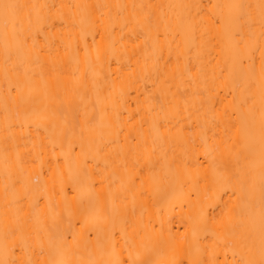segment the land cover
<instances>
[{"label": "bare ground", "instance_id": "6f19581e", "mask_svg": "<svg viewBox=\"0 0 264 264\" xmlns=\"http://www.w3.org/2000/svg\"><path fill=\"white\" fill-rule=\"evenodd\" d=\"M8 2L48 5L49 8L46 11H63L66 19L71 20L74 17L77 21L84 14V10L77 8V5L157 4L175 6L165 7L163 12L174 18L183 16L195 20L197 45L202 31L205 32L206 37L216 36L218 29L213 20L218 19L220 15L229 17L233 10L227 6L247 5L250 6L257 20L254 27L257 38L260 39L258 35L260 31L259 8L255 6L259 5L261 0H8ZM55 5L66 7L58 10L53 7ZM69 5L70 8L67 7ZM182 5L193 7H180ZM116 11L115 8L112 9L113 14ZM56 26L60 27L59 21H56ZM52 31L55 32L56 28ZM63 35L64 43L67 44L72 40L73 35L79 38L80 31L77 29ZM114 35L118 37L119 30ZM85 39L89 45L92 44L91 35H87ZM96 40L100 47L107 48V36L104 40L97 36ZM177 40L181 41V50L185 47L180 37L173 40V59L168 61L164 72L170 78L172 91L183 95L181 110L178 116L170 119L169 126L173 137L176 129L181 125L184 126L186 139H188V131L193 132L198 156L193 152L191 140L188 139L187 143H180L175 147L177 159L180 161L179 165L168 166L161 155L163 148H168V157L173 156V150L168 146L167 137L163 142L157 140L156 149L152 152V134L145 125V134L149 136L148 155L155 161V164L150 168L142 158L141 164L144 171L139 173L133 182L131 175L135 173V169H130L129 173H125L115 164L118 159L116 153L125 144L124 133H120L117 137L114 128L111 131L97 129V132H104L102 139L97 136L99 143L111 141L104 149L109 153V160L112 161L108 167H105L104 153L97 155L95 143L89 144L85 138L83 149H81L79 141L73 138V142L76 143V152L70 153L67 159L60 156L57 161L62 174L63 191L58 183L56 195L52 201V213L53 215L60 213L63 220L58 222V228L53 215H49L44 220L48 226V231L40 234L46 250L44 259L73 262L108 259L110 258L109 240L112 232L115 231L116 237L119 238L123 230L129 242L128 246L134 253H139L140 259L164 260L178 253L181 254V258L187 260L189 253L195 257L200 250H203L205 257L212 252L218 256L219 260L226 258L230 261L233 259L234 252L237 258L244 254L241 244L243 236L252 228L251 218L253 216L256 217L258 234L259 99L257 97L253 113L249 112L248 105L241 104L239 108L236 107L233 98L240 100L242 89L245 88V80L238 72L227 80L218 79L216 86L211 92H205L204 97L193 96L194 87L202 88L207 85L196 75L195 67L191 69L193 77L196 78L195 84L190 82L188 73L173 77ZM136 43V40L128 42L126 50L119 45L114 50L108 48L103 58V68L99 69V75H95L98 69L95 67L94 58L92 66H85L82 48L78 71L74 75L73 69L77 68V65L74 60L63 56L64 47L61 46L62 63L58 64L55 70L49 66L44 76L41 77L36 62L26 65L27 74L23 68L19 71L12 70L11 61L7 66L5 65V41L3 30L0 28V258L4 257L5 244L10 245L13 239L12 236L6 235L7 227L21 222L24 213L30 211L27 198L19 203L12 202L13 194L22 191L20 185L9 184L7 195L5 194V183L8 182L5 155L6 149L8 153H12L11 137L18 136L21 123L27 126L33 136L39 129L43 137L47 129L48 134L55 137L61 127L70 129L73 125L79 131L85 111L89 113L93 111L97 96L104 103L116 106L123 111L124 116H127V110L136 107L134 97L137 92H143L145 86L148 91H154L157 85L165 88L166 85L162 84L161 67L165 66L169 55L167 47L161 54L159 51H154L150 43L147 46L141 43L139 48L135 47ZM188 43H192L190 39ZM56 45H60L59 39L53 47L55 48ZM197 51L198 48L193 47L192 51L187 53L189 63L199 66L210 82L212 67L217 65L218 61L219 65L223 66L224 56L213 49V58L209 64L207 52L205 51L202 57L196 58ZM41 55L47 61V55ZM259 56L260 51L257 48L255 52L257 70L260 64ZM250 62L246 61V63ZM182 64L183 58L181 59ZM85 72L87 76L81 79L80 74ZM81 95L84 97L83 100H81ZM209 95L213 99L205 100V97ZM184 99L188 101L186 110ZM225 109L230 113L227 119L222 116ZM214 115L220 116L224 122L213 121ZM135 119L134 117L133 120ZM198 119L199 126L197 125ZM189 121L192 122L191 129L188 126ZM53 124L56 125V129H53ZM214 124L215 127H213ZM205 125L209 129L207 147L211 152V157H205V145L198 134V127ZM222 128L226 131L222 132ZM128 130L129 127L126 126V131ZM132 132L135 135L134 129ZM213 132L216 133V141L221 149H223L224 138L227 136L231 138L229 143H234L239 149L241 158L245 152L254 153L250 159L254 161L257 187L251 200L247 195H238L234 191L235 180L232 185H223L220 182L223 168L217 167L214 172L212 165L209 164V159H213L217 165L221 164L212 140ZM87 135L86 133V137ZM67 147L66 140V150ZM185 158L190 161L187 167L183 164ZM53 163L49 159V162L45 164V178L51 171L49 165ZM224 163L235 171V156L225 155ZM243 163L241 159V164ZM35 171V168L29 166V187L32 189L42 186V182L37 184L32 178ZM102 178H105L103 183H101ZM141 180H143L142 185ZM141 188L144 192L143 196L139 195ZM44 203L41 200L40 206L43 207ZM125 205L127 207L126 224L120 222L119 216L114 217L113 215L114 208L123 210ZM31 226H35L34 221ZM34 258L39 259V257Z\"/></svg>", "mask_w": 264, "mask_h": 264}, {"label": "snow or ice", "instance_id": "6c2138e0", "mask_svg": "<svg viewBox=\"0 0 264 264\" xmlns=\"http://www.w3.org/2000/svg\"><path fill=\"white\" fill-rule=\"evenodd\" d=\"M56 9H63L64 5L53 6ZM67 7H71L70 5ZM77 8L84 10L81 19L77 21L74 17L71 20L65 18L63 11L50 12L46 11L48 5H39L35 3H14L8 0H0V28L3 30L5 41L4 60L7 66L11 61V67L14 71H19L23 68L25 74L28 72L26 65L31 62H36L40 69V76L43 77L45 71L50 66L55 70L57 65L62 63L61 46L64 47L63 56L74 60L77 68L73 69L75 75L78 71V64L81 57V48L83 49V61L86 67L92 66L93 58L95 67L98 69L95 75H99V69L103 68L104 55L108 48L114 50L117 45L127 49V43L131 40H136V48L151 44L154 51H159L163 54L165 47L168 49V58L165 66L161 67L163 76L162 84L166 85L161 88L157 85L154 91H148L147 86L143 92H137L134 97L136 107L127 110V116H124L116 106L104 103L99 96L93 105V111L89 113L85 111L79 131L75 125L72 128L61 127L55 134V137L49 135L45 129V136L41 137L39 129L36 130L35 136L28 131L25 124L19 125L21 131L18 136H12V153H8L6 149L5 155V171L8 176V182L5 183V194L7 195L9 184L15 186L20 185L22 191L13 194V203H19L22 199H28L30 211L24 213L22 221L6 229V235L12 236L11 244H5L4 257L0 258V264H264V0L255 7L259 8V37L255 31L254 25L257 23L255 16L247 5H229L233 11L229 17L220 15L218 19H214L213 23L217 26L218 32L215 37H206L205 32L200 33L199 44H196L197 24L195 20H190L183 16L172 17L163 12L165 6L157 4H132V5H77ZM180 7L191 8V5H182ZM199 7V6H196ZM117 11L113 14L112 9ZM56 21H59L60 27L56 26ZM56 28L53 32L52 29ZM47 29V32H45ZM80 31V37L73 38L67 44L64 43V33H71L73 30ZM119 30V36L114 33ZM92 36V44L89 45L85 37ZM100 36L101 40L108 37L107 48H102L96 37ZM127 36V40H126ZM41 37L43 38L41 40ZM177 37L184 41L185 47L180 49V40H177V51L175 53V75L188 73L190 82L195 84L191 69L196 68V75L200 77L206 87L196 88L192 90V95L200 98L204 97L205 92H211L216 86V81L220 78L225 80L231 78L234 73H240L245 80V88L242 89L241 99L233 98V103L237 108L241 104L248 105V110L253 113L257 97L259 99V193L260 207L258 212V234L256 232V217L251 218L252 228L243 236L241 244L244 254L237 258L235 252L233 259L219 260L218 256L209 252L205 257L204 251L200 250L195 257L189 253L187 260L181 258V254L174 253L171 258L164 260L140 259L138 252L128 246L129 242L123 230L120 237H116L115 231L112 232L109 240L110 258L101 260H77L75 262L55 261L51 258L44 259L45 247L41 240V232L48 231V226L44 220L52 213V201L56 195L57 184L61 186L63 191V182L61 179L60 166L58 157L63 156L67 159L68 155L76 152V143L73 138L79 141L81 149H83L85 138L89 144H96V153H104L103 159L105 167H108L112 162L109 160V153L104 149L111 141L99 143L97 136L103 138L104 132L97 129H107L111 131L115 129L116 136L120 133L125 134V144L120 147V151L116 153L118 159L115 164L122 168L125 173H129L130 169H135V173L131 175L134 182L137 175L144 171L141 164L142 158L147 163L148 167H154L153 161L149 153V136L145 134V125L148 126L151 135L152 148L156 149V141L163 142L165 137L168 139V146L173 150V156L168 157V148H163L161 155L168 166L179 165L175 153L176 145L187 143L191 140L193 152L197 154V145L195 136L191 130L185 138L184 126L181 125L176 129L175 136L171 132L170 119L178 116L181 110V98L183 94L172 91V85L169 83V76L164 72V67L168 66V61L173 59L172 42ZM60 40V45H55L56 40ZM191 40V44L188 40ZM216 42L213 43L212 41ZM193 47H197L196 58L202 57L207 52L209 56L208 63L211 64L212 52L215 49L220 55L224 56L225 63L223 66L217 65L212 67L211 78L203 75V70L196 64H190L187 53L192 51ZM260 51V64L257 70L255 63L256 49ZM41 54H46L48 59L45 61ZM183 64L181 65V59ZM111 59V58H109ZM246 61H251L246 63ZM119 72V69H117ZM81 79L87 76V72L80 74ZM155 83V82H153ZM84 97L81 95V100ZM212 96L205 97V100H212ZM89 102H91L89 98ZM249 102H251L249 104ZM185 110L187 109L188 101L183 100ZM214 106V105H213ZM222 116L227 119L230 113L225 109ZM136 118L135 121L133 118ZM213 121L223 123L220 116L214 115ZM191 121H189V129H191ZM197 125H200L199 119ZM126 126L129 130L126 131ZM11 127V125H9ZM215 127V124L213 125ZM53 129L56 125L53 124ZM132 129L135 130L133 135ZM209 129L207 125L198 127V134L204 142V155L211 157V152L207 147ZM222 132L226 129H221ZM86 133L88 134L86 137ZM8 137H6L7 139ZM231 138L225 136L223 149L216 141V133L213 132L212 140L215 145V150L219 154L221 164L217 165L213 159H209V164L212 165L215 172L217 167H222L223 171L220 174V182L223 185H232L235 180L234 191L238 195H247L251 200L252 194L256 191L257 183L255 176L254 161L250 157L254 154L251 151L245 152L241 158L239 149L234 143H229ZM68 142L67 150L65 149V141ZM133 141H135L133 143ZM59 149V152H57ZM50 154V156H49ZM225 155L235 156L236 168L231 170L224 163ZM79 156V153H77ZM49 159L54 162L49 167L45 178V164ZM241 159L244 163L241 164ZM86 163V161H85ZM190 161L185 158L183 164L188 166ZM29 166L36 169L32 174V178L37 184H41L37 189L29 187ZM102 178L101 183H103ZM143 180H141V185ZM238 186V187H237ZM139 195L143 196L144 192L141 188ZM135 198V197H134ZM99 199V197H97ZM43 200L44 206H40ZM7 203V201H6ZM19 211V209H18ZM113 215L120 217L121 223H127V207L113 209ZM56 221V227H59V221L63 220L60 213L53 215ZM213 221L215 218H212ZM33 221L35 226H31ZM71 224V220H69ZM115 227V224H114ZM18 234V236H17ZM34 241V243H30ZM123 241V243H121ZM118 244L120 245L118 247ZM11 256V258H9ZM39 257V259L34 258Z\"/></svg>", "mask_w": 264, "mask_h": 264}]
</instances>
